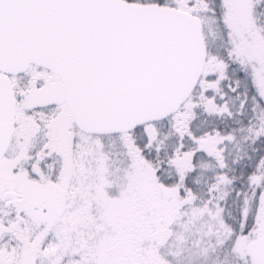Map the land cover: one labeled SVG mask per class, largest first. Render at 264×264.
Returning a JSON list of instances; mask_svg holds the SVG:
<instances>
[{"label":"snow or ice","instance_id":"1","mask_svg":"<svg viewBox=\"0 0 264 264\" xmlns=\"http://www.w3.org/2000/svg\"><path fill=\"white\" fill-rule=\"evenodd\" d=\"M0 264H264V0H0Z\"/></svg>","mask_w":264,"mask_h":264}]
</instances>
